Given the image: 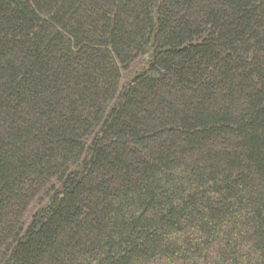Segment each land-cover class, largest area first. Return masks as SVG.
<instances>
[{"label":"trees","instance_id":"1","mask_svg":"<svg viewBox=\"0 0 264 264\" xmlns=\"http://www.w3.org/2000/svg\"><path fill=\"white\" fill-rule=\"evenodd\" d=\"M0 264H264V0H0Z\"/></svg>","mask_w":264,"mask_h":264}]
</instances>
